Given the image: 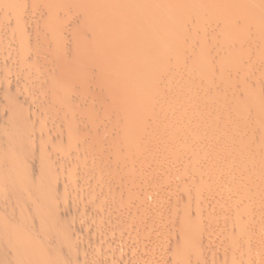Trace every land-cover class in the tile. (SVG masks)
Returning <instances> with one entry per match:
<instances>
[{
    "label": "rangeland",
    "instance_id": "374dc122",
    "mask_svg": "<svg viewBox=\"0 0 264 264\" xmlns=\"http://www.w3.org/2000/svg\"><path fill=\"white\" fill-rule=\"evenodd\" d=\"M17 1H16V3H18ZM19 1H20V3H18V4L21 5L20 7H23V6L28 7V4H29L28 0H22V1L19 0ZM62 1L64 2L65 0H61V2H58L57 5L58 4H60V5H58L57 7H62V9H64L63 5L61 4V3H63ZM130 1L131 0H128L129 3H131ZM142 1L143 2L140 1L141 3L139 1H137L138 2L137 3L135 0H134V3L132 2L133 6L136 5L134 7L135 8L137 7L136 9H134V7H133V16L137 17L139 15V17H137V18H140L141 15H142V17H144L145 13H144V15L142 14L143 10L145 11L146 9H148L151 4H152L151 7H154V5H156L155 8L157 9L158 13H157V15H155V17H160V18L165 17V14H168V16H169V13L171 12L170 10H172L171 6H172V8H174L173 9L174 11H176L177 8L179 7V9L176 12L172 11V12L177 13L179 15V16L178 15L177 16L180 18L177 17V20H178V22H181V24H182L181 26H180V23L178 24L179 29H177L178 32H176L178 35V36L176 35L177 38L174 37V39L172 38L173 40H168V43H166L167 44L166 50L165 51L163 50L165 53L164 52H163L164 54L161 53L162 57L159 56L160 55L159 53L163 48V47H161V45L164 46V44L158 45V48L160 49V51H158L159 49L157 47H155L154 48L155 52H152V53L159 54V55L156 56L155 59L153 58L152 61H154L155 63L152 62V64L150 63L149 66L152 67V66L156 65L155 67H157V66L158 67H165V68H167L166 69L167 73L168 74L170 73L169 76L167 73L164 76H160L161 79L155 78L154 80H155L156 84L154 83L155 84L154 87L157 88L158 84L160 83L158 88H160V89L165 88L163 91L164 93L161 92V94H165L164 95L165 98L166 97L169 98L168 100H165V105H166V103H167V105L170 104V102L172 100L177 105V106H175V109H174V103L173 102H172L173 106H172V104L169 105V107L170 106L173 107V108L170 107L171 109H173V111H172L173 112L172 113V115H173L172 119H174L173 121L176 120L175 122L178 123L179 122L178 118L182 122L184 121V119L189 120V121H187L186 127H187L188 132H189V129L192 127L190 129V132H189L191 134H189V133L186 134V131H185L186 127L182 126L178 129H176L177 132L178 131L180 132L183 129L180 132V135L177 133V136H176V134H174L173 137H170L172 141L176 140V142L183 139L182 140L183 144L182 143L181 144L184 146V148L186 146V148L185 149L182 148V145H181L180 146L181 149L180 148L177 149L174 153L171 154L170 158L168 156V158L167 157L165 158L167 160H165V161L163 160L166 163L162 167L163 168L162 170H164L163 172H162V170L158 172L157 171L158 168L156 169V166H155L156 162L151 161L152 159H150V158L148 160L147 159L148 156H146L143 159H141V162H142V164L146 163V165H148V166L145 167L146 166L145 165L144 168H142V166H141V169H140L141 171L134 172V174H130L129 177H122L123 178V180H122L121 172L123 171L124 167H126V160H127L126 156L127 155L122 154L123 151H119V149H120L119 143L117 145L116 144L117 142H113V141H117V140L119 141L120 140L119 135L117 136V138H116V136L114 137L113 135L119 134V131L122 130V129L120 130V128L126 126L125 123L123 122V120H125V119L119 115L120 112L119 113L117 112L118 108L116 107L115 108V110H116L115 114H118L119 117H116L117 119H115V120H117L119 122H120V120H122V118H123V120L120 122L119 125H118L119 122L117 123V121L113 122L114 121L113 120L111 122V120L109 118L112 119L115 116L114 112H113L114 115L111 114L112 110L114 109L113 107L115 105L113 106V104H111L109 102L107 104V102L104 101V100H107L106 99L107 94L105 95L106 92L104 90H102L100 92L97 91L96 92L97 94L94 93L92 95L90 94L89 96H86V97H96L97 96L94 100L95 101L100 100L99 102L95 103V101H94L92 104H90V107L88 106L90 108L89 110L92 109L91 106L94 108H97L99 105L102 104V107L100 106L101 108L98 107L99 109L98 108L96 109L99 112V113L97 112L98 113L97 116L101 117V118L97 117V122L99 123L102 121L101 123H103L105 121L103 123V126H101V124L99 125V127L101 126L99 129H101V130L96 131V129H98V127L96 128L95 126L93 127L91 125H90L91 126L90 127L89 125H87L88 123H85V121L83 120V119H86V118H84L85 115L84 116L80 115V117L82 118V121L79 120L77 123L81 126L80 123L83 122L82 123L83 125H82V128L80 129L79 125H77V123H76V125L78 126L77 127L78 131L75 133V135L73 137L74 141L75 140L77 141L76 142L77 144L75 147L76 150H75V148L71 149L70 152L64 154L65 156H63L61 158V160L59 159L60 158L59 157L56 159L57 160L56 161L55 158H52L51 156H47L48 151H51L50 145H48V144L53 142L54 135H53V138H51L52 134H53L52 131H54V129L59 127L60 124L59 125L57 124V126H56L54 124L49 123V125L52 126L51 128H49L48 125L46 126V130L48 129L49 132H48V130L46 131L45 129H43V130L41 129L38 132H36V134L34 133L33 136H34L35 140L32 141L33 144H31V146L29 147L28 150L24 151V157H25L24 164L25 165L22 162H20L19 164H21L22 166H27L28 169L21 171V172H14L12 174V176L9 178V181H7L8 184L5 183L4 181L6 178L5 175L8 174L9 170L8 169L2 170L3 171L1 174L2 177L0 176V264H50L51 261H52L51 264H54L56 262L55 256H53V254H55V251L63 252L66 250V247H68L67 248V250H68L71 247V244H72V247L70 249L71 250L73 249L72 251L76 250L77 252L80 251L81 253H83V255H82L80 252H78V255L80 253V255H82L83 258L79 257L78 262L76 264H102V263L103 264H172L171 259H172L173 253L175 252L174 249L177 247V244H175V243H178V241H177L178 239H176L177 242L173 239L175 236V234L173 235V233H175V232H172V231H176L174 228L177 229V226L174 225V223H173L174 221H172L170 223L171 225L168 224L169 222L166 223L165 221L177 220V218H179L181 216L180 215L181 206H178V205H180L182 201L184 202V200H187V199L190 200L191 197L193 199L194 198L193 195L196 196L195 192L198 190V188L200 186L204 185L205 182L206 183L204 186H205V190H206L207 189L206 184L208 185V183L212 182V180L219 178L218 177L219 174L222 175V174H224L223 172H225V171L227 172L228 169L224 168V167H226L225 165H224V167L220 166L226 162L225 160L229 161L230 159H233V158L236 159L237 156H241V155L243 156L245 153H246L245 155L247 156L248 151H249V153L250 152L252 153V154L250 153L251 155L250 154L248 155L251 159L250 162L252 164L250 163L249 168L246 166L238 168V170L235 171L234 174L236 176L239 175V176L244 177L245 176L244 174L247 175V171L248 170L250 171L252 169L253 170V171L251 170L252 174L248 175V177H250L249 181L251 179H253L252 183H250L251 181L249 183H246V184L244 181H243L244 184L241 182H240L241 184L240 183L237 184L236 182H234V183L230 182L231 183L230 184L229 182H226L225 184L227 186H225V185H222V183H223L222 182L221 183V188L223 187L222 189L220 187H217V185H215L214 183H213L214 185L211 183V185H213V186L211 188L212 191L210 189V192H209L210 194L206 193V192H208L209 188L207 189V191L204 192L207 194V196L205 195L206 196L205 198H208V199L205 200V198H202L204 200H202V202L200 201L198 203V205H196L197 206L196 209L198 208V210H201L202 213H204L203 212L204 210H206L207 212H205V213H208V214H209V212H211V215L213 216V218L216 216V214H214L215 212L216 213L218 212V214H217V216H218L222 213L221 212V210H222L223 214H221L220 215L221 217L220 216L219 217L222 218L223 221L225 219H227V218H225L227 216H228V220H230V218L231 219L237 218V217L244 218L243 216L247 214L246 216L247 217L249 216L251 221H247L249 223L246 227L248 228V226L251 222L250 227L248 229L249 230L252 229V230L249 231L246 228V231H245L246 235L243 232H241L240 234H237V232L236 233L234 232L236 234L235 236H233L234 233H233V235L230 234V236H229L227 234V236H226L225 232H227V231L224 228L223 229L220 228V229H222V230H220L216 226V224H217L216 222H218L217 225H220L223 221L222 220L220 221L219 220L220 218L219 217L217 218V216L214 218L216 221L213 218H211L213 222L211 221V219H210V222L213 224L210 225V222H208L209 224L207 227L211 228V226H212L211 230L213 229L212 230L213 235L211 234L212 232L209 233V231L206 232L204 230L202 231L203 235L200 234L201 236L198 233H196V235L198 234L197 236H200V240L202 239L201 240L202 242L199 241L200 244L202 243L201 247L198 246L199 250H198V248H197L198 251L196 250V252H199V255L197 254L199 256L198 259L196 258V256H194L195 252H192V253H189L190 256L188 254H186L184 257L180 258L179 262L182 264H199V263L200 264H229L230 263L228 260L230 257L229 253L232 254V252L233 253L236 252V254L238 256H244V257L249 256L250 258H253V257L258 255V258H260L261 260L258 261L257 259L254 258L252 261L253 264H259L257 262H262L260 264H264V260H263V257H264V201H263L264 200L263 199L264 198V123H263L264 122L263 121L264 109H262L263 111L261 112V114L257 110V106L259 107V105H261V104L264 106V104H263L264 103V66H263L264 61L262 60L264 58V56L261 58V56L264 54L261 55L260 52L262 50H258L259 48L262 49V47H260L261 41L256 40V41L252 42V39L247 38L246 41L242 40V43L243 44L245 43L244 44L245 46L247 45L245 49H244V45H242L241 48L237 49L238 52L236 51V49H235V51H233L234 55H233L232 51H230V52L225 51V53H222L221 57L219 56V58L221 59L222 63H224V67H222L223 69L221 67H219V68L217 67L218 68L217 69L216 66H214V65H212L211 67L210 66L208 67L205 64L206 65L205 66L203 63L200 62V60H199V63H200L199 64L197 62V60L199 59L197 56V57H195L196 60L194 59V61H196V65H197V66L195 65V68L197 69L196 70L192 67V66H194V63L192 65L193 60L190 57H188L189 56L188 55L189 48H188V44H187L188 40H187V37L185 36L187 23L185 21L186 18L184 17L185 16L184 11L186 9L185 8V5H186L185 1L187 2V0H151V1L150 0L149 1L142 0ZM144 1H146V2H144ZM42 2H43V0H42ZM42 2H41V0H36L33 3H36V7H39L41 5L40 3H42ZM107 2H108V4H111V3L113 4V3H116L117 0H116V2H113V1L111 2L110 0L109 1L106 0V2H105V0H104V3L107 4ZM128 2H126V3L128 4ZM150 2H151V4H149ZM25 3H26V5H24ZM31 4L32 3H30V5ZM38 4H40V5H38ZM144 5H146L147 8ZM169 5H170V8H169ZM33 6H35V4ZM151 7H150V9H152ZM166 8L167 9L169 8L170 10L169 9L167 10ZM59 9H61V8H59ZM141 9H142V11H141ZM134 10H136V11L134 12ZM166 10L168 11V13ZM180 12H181V14H180ZM73 13L74 12L67 13L68 15H66V13L64 15L61 14V15H63L62 16L63 18L62 17L60 18L58 15H55V16H58V18L62 19V22H64V24L67 22V26L61 31V33L63 32L62 36L63 37L66 36V37H65V39L63 38L64 40L62 38H60V40L58 41V42L62 41V45H59L60 43L58 45L55 44V42H57L55 40H54V42L49 41L50 37H53L50 35H49L50 37H48V34L50 32L45 33L47 35V37L45 35V38H46V39L44 38L45 40H43V39L41 40V38H40L39 40L37 39L38 41L36 40V43L34 41V44L38 47L37 48L33 44L34 48H35V53H36V55L40 54V56H38L39 59L37 58L38 60L36 59L33 62V68L35 70H39L40 72L43 71V72L47 73V72H50L51 69H53L52 66L55 68L56 64H58L56 66L59 68H62L61 66H63V69H64V67H65V70H66V68L68 70L69 67L70 68L79 67V65L77 63L80 62L79 60L81 57L78 58V56H81V53H80V55H78L77 51H79V49H81V47H80L81 45H78V44H80V42L85 41V38H84L85 36L82 37V35H81L80 37H78V35H80V33H81L80 29H83V27H81L77 21L76 22L73 21V19L75 20V19H77V17H80V13L75 12V13H77V14L74 13L75 15ZM71 14L74 16H72ZM69 16H70V18H69ZM54 18H57V17H54ZM144 18H146V17H144ZM69 21H72L73 24H72V22L70 23ZM75 23L78 25V27ZM68 24L70 25V27H77V28H74V31H73L72 28L69 29L70 27ZM153 24H154L153 22L147 21V23H145V25H142L138 29L137 32H140L143 29V26H144V28L145 27L150 28L153 26ZM32 25H33V23H32ZM67 27H69V28L67 29ZM67 30H68V32H67ZM45 32H46V30H45ZM39 33H41V32H39ZM72 35L73 36L77 35V37L75 36V38H74V37H72ZM77 38H79V39H77ZM66 39H68V40H66ZM82 39H84V40H82ZM86 39L88 41V38H86ZM244 39H246V38H244ZM50 40H52V38ZM73 41H74V43H73ZM87 41H85V42H87ZM249 41L251 43L246 44ZM46 43H48V44H46ZM72 43H73V46H72ZM75 43H76V45H75ZM40 44H42V45H40ZM54 44H55V46L57 45V48L54 46ZM252 44H253V47L251 49ZM239 47H240V42H239ZM54 48L56 50H58L57 51L58 53L53 51ZM59 48H60V50H59ZM135 48L136 49L132 50V52H130L131 54L130 53L129 54H130V56L131 55L133 56L132 57V63L134 62L133 60H135V62L137 60V62H140V63H133L132 65L135 66L136 64H139V66H140L141 63H143L145 61V59H146L145 57L146 56H147V58L149 57V55H146V54L144 55V52L148 51L146 53H148V54L151 53L149 51L150 46H144V45L140 44V46H138L139 49L137 47H135ZM155 49H158L157 50L158 53H156L157 51ZM151 50H153V48H151ZM206 52L211 54V52L213 53V49L208 48ZM51 53H52V56H51ZM8 54H9V51L7 52V48H5V50L4 49L0 50V60L3 61L5 59H7L8 58L7 56H10ZM48 54H50V55H48ZM97 54L93 55L94 56L93 59L96 58L95 55L100 57V55L102 53L100 54V52H99ZM155 54H154V56H155ZM258 54H259V57H258ZM251 56H253V57H251ZM82 57H83V55H82ZM232 57H234V58H232ZM256 57H258V58H256ZM54 58H56L57 61ZM137 58H139V59H137ZM166 58H167V60H166ZM254 58H256L257 60L255 61ZM93 59H92V61H93ZM96 59L98 60L100 58H96ZM161 59L163 62L161 61ZM232 59H234V60L232 61ZM236 59H237V61H236ZM253 59L255 62L253 61ZM52 60L54 61L53 65L50 64L53 62ZM46 61H48L47 63L49 66L47 65ZM95 61H93L94 64H91L90 67H92L93 65H94V67H100L101 63L98 65ZM235 61H236V64H238V65H239V63H241V66H240L241 68H238L239 66L233 67V69H234L233 70L230 67L231 70H229L228 66L234 65ZM250 61H251V63H250ZM252 61L254 64L252 63ZM198 64H199V66H198ZM255 64H257V65H255ZM225 65H227V66H225ZM249 65H252V66H249ZM102 66L105 67L106 65L104 66V64H103V65H101V67ZM139 66L136 65L135 67H139ZM213 66H214V68H213ZM244 66H246V67H244ZM190 67H191V69H190ZM206 67H208V68H206ZM192 68L194 69L193 70L194 73H195V71H197L195 74L191 73ZM237 68L240 70L236 71V70H238ZM245 68L246 69L248 68V70H246ZM199 69H201L205 73V76H204V73H202L203 75L199 74V72L200 73L202 72V71H199ZM204 70H208V72L204 71ZM232 70H233V72H232ZM223 71L224 72L226 71V72L223 73ZM187 72H189L190 74H188ZM235 72H236L237 76L235 75ZM238 72H241L240 75H242V76H238V74H239ZM231 74H232V76H230ZM183 75H184V77H183ZM228 76H229V79H228ZM103 78L105 79V76H103ZM197 78H198V80H197ZM203 78L205 80H203ZM208 78H210V79H208ZM157 79H158V81H157ZM234 79H236V80H234ZM256 79H257V81H256ZM54 80L56 81V79H54ZM54 80H52L50 83L51 84H52V82L54 83ZM207 80H208V82H207ZM226 80H229V81H226ZM251 80H253V81L251 82ZM196 81L201 82L202 85H203V82H206V85L204 84L205 87H204V85L201 86L202 90L200 89V91L199 90L195 91L194 92L195 95H194L193 93H190L193 91L194 85H195V88H200V87H197L198 83ZM255 81L257 83H255ZM246 82L249 85H247ZM253 82L257 85H254ZM170 85H171L172 91H170L171 90ZM35 86H30V87L24 89V91H22V93H21L22 95L20 97L21 99L19 100L20 103H23L26 105L28 102H30V101H28L29 98L31 100L30 96H32V98L35 96V95H31L32 93L36 94V96L39 95V93H37L38 90H36L37 86L36 87ZM243 86H245V87H243ZM248 86H250L252 89H250V87L248 89ZM221 87H223V88H221ZM227 87H229V88H227ZM168 88L170 90H167ZM230 88L233 90V92L235 91L236 93L235 92L233 93ZM222 89L224 90L223 92H222ZM244 89H246L248 91L245 92ZM25 90L29 91V94H26V96H25V94H23L25 92ZM238 90H239V93H241L240 91L243 90L244 93H246L245 94L246 96L243 94V92L241 93L242 94L241 96L238 95V93H237ZM165 91L171 92L172 94L171 95L167 94V96H166V93H168V92H165ZM212 91H213V93H214V91L219 93V94L216 93L217 100L212 99V96H211ZM220 93H222V95ZM11 94H9V95H11ZM12 95L10 96V98H11V100L9 101L10 105L14 104L13 100H12L13 99ZM183 95H184V99H183ZM169 96H171L172 98ZM201 96H203V97H201ZM220 96H221V99H220ZM244 97H245V99H244ZM145 98L148 99L147 97H145ZM209 98H211V100ZM218 98H219V100H218ZM202 99H203V103H202ZM242 99H244V100H242ZM140 100L141 101H139V103L140 102L143 103L142 101H145L144 98H143V100L142 99H140ZM177 100L179 101L178 103H177ZM209 100L213 101V103H212L213 105L211 104V102H209ZM79 101H80V103H79ZM83 101L84 100L79 99L78 102H76L77 103L76 106L80 107L81 102H83ZM100 102H102V103L100 104ZM103 102L106 104H104ZM204 102H207V104H205ZM240 102H241V106H243V109L250 112V116H254V115L257 116L260 114L261 116H259V117H260V119L262 118V120L256 119L254 121V119H253L254 122L249 123V125H246V127H244V128L242 127L240 129L241 131L240 130L235 131L234 129H231L229 127V123L233 122L232 119L236 120L235 117L234 118L232 117L233 116L232 111L236 112L235 108H237V107L239 109L242 108L240 106ZM243 102L245 103V106H244ZM135 103H137V100ZM201 104L202 105L205 104L206 106L204 105V107H203ZM74 108H75V103H74ZM104 108L105 109L107 108L106 111H110L109 112L110 115H109L108 119H103L101 116L102 115L101 110H103ZM171 109H170V111H171ZM250 109H252V111ZM254 109H255V111H254ZM93 110H95V109H93ZM119 110H121V109H119ZM76 111H77V108H75V112ZM80 111L81 110H79V112H77V113H80ZM87 111H88V109H87ZM202 111H203V113H202ZM253 111L256 113H254ZM85 112H82V114ZM251 113L253 115H251ZM189 115L192 117L190 118ZM7 116L0 117V128L5 127L6 123H9L7 121V118H8ZM170 116H169V118H170L169 121L172 120ZM205 116H207V117L205 118ZM5 117H7V118H5ZM203 117H204V119H203ZM109 120H110V122H107ZM146 120L147 121L145 122V119H143L141 122L142 123L149 122L148 119H146ZM197 120H199V122ZM37 121L41 122L42 120L38 119ZM37 121H36L37 125H35V126L38 127L40 125L39 127L41 128V126L43 124L39 123ZM190 121H191V123H190ZM125 122H126V120H125ZM175 122H171V123L174 124ZM115 123H117V125L114 126ZM122 123H124V124H122ZM126 123H129V121H127ZM258 123L260 124V126ZM61 124H62V122H61ZM112 124H113L114 128L115 127L118 128V129L115 128L118 133L115 131L114 128H112ZM175 125H177V124H175ZM60 126H62V128H63L64 125L62 124ZM119 126H120V128H119ZM86 127H87V129H85ZM103 127H104V129H103ZM92 130H94V131H92ZM193 131H196V132H193ZM98 132H100V133L97 136H95L96 133H98ZM181 133L183 135L182 139H181V136H182ZM35 135H37V136H35ZM240 136H241V138H239ZM177 137H179V138H177ZM190 137H191V139H190ZM0 138L3 139V136L0 135ZM44 138H45V140H44ZM111 139L113 140L112 142H111ZM244 139H245V141H247L246 143H245ZM94 140H95V142H94ZM185 140H187L188 142ZM241 140L245 144H242L243 142ZM240 141H241V143H240ZM184 142H186V143H184ZM42 143H43V146H42ZM111 143L116 144V145L112 146L113 144H111ZM208 143L211 144V146L209 145V147H207ZM237 143L238 144L240 143V144L237 146L236 145ZM44 144L46 145V147ZM196 145L198 147L201 145L199 147L200 151H199V149H197ZM203 145H205V146H203ZM229 145H231V146L236 145L235 148L239 149V151H237L238 153L235 152L233 154L224 155V156L219 155L221 150H224L223 147L227 148V147H229ZM41 146L43 147L44 152H43V150H40L42 148ZM113 147H117V149L113 148ZM193 147L196 149V151L194 150ZM201 147L203 149L205 147V150L201 149ZM243 147H245V150H243V149L241 150V148H243ZM112 148L115 151L114 150L112 151ZM249 148H252V149H249ZM46 150H47V153H46ZM202 150H203V152H201ZM10 151L6 149L5 153H3L4 159H8V157H10V155H11ZM116 151L117 152L119 151V153L123 156L122 159L120 157V162L122 164L117 162V161H119L117 159L119 158L120 154L116 153ZM192 151H194V152H192ZM241 151H243V152H241ZM110 152L112 154H115V153L117 154V155H114L116 159H114V158L110 159V160L108 159V158L113 157V156H110L111 155ZM133 153H135V152H133ZM132 155H135V154H132ZM42 156L47 157L48 160H49V157H51L52 159H51V161L49 160L48 163L47 162L44 163L43 161H41L43 159ZM215 156H217V157H215ZM130 158H132L131 160H134L133 156L132 157L128 156V159H130ZM52 160H53V162H52ZM59 160H60V163H59ZM106 160H108L109 162L108 161L106 162ZM113 160L117 164L115 162H113ZM54 161H56L58 163L55 162V164H53ZM127 161H129V160H127ZM103 162H104V166H102ZM124 162H125V164H124ZM59 164H61V165L59 166ZM151 164H153V165L151 166ZM105 165H107V167ZM123 165H125V166H123ZM149 165H150L151 169L149 168ZM61 167H63V168H61ZM169 167H170V169H169ZM214 167H216V169ZM217 167H220V168H217ZM218 169H220V170H218ZM42 170L45 171L46 176H52L51 174H53L54 177H55V175L58 176V177L56 176V178H58V179H54L55 181H49V182L52 183L53 187L56 188V186H57L58 190H61L60 193H59V191L57 192V197H55L56 201H58L57 204L59 206L62 205L61 203L63 202V205L60 206L61 210H59L60 207L57 211L54 210L55 212L49 211V210H48L49 211L48 212L47 210H45V207H44L41 199L47 194V191L49 190L48 187L50 188V186H49L50 184H48L46 180L44 181V178H43L44 176H43V174H41ZM63 170H64V172H63ZM142 170L144 171L145 174L142 173L143 172ZM115 171H117V173ZM199 171H200V173H199ZM203 171L206 172V176H204L205 173H202ZM207 171H210V172L207 173ZM119 172L121 175L119 174ZM154 172L156 174H154ZM226 172H225V174H226ZM10 173H12V172H10ZM115 173H116V175H115ZM158 173H160L161 177L158 175ZM111 174H112L114 179L113 178L111 179V177H112ZM161 174H163V175H161ZM201 174H202V176H201ZM3 175L5 178H3ZM131 175H132V177H131ZM153 175H154V177H153ZM213 175H214V177H216V175H217V177L214 178ZM221 175H220V178L225 177L224 175H222V176ZM118 177H119V179H118ZM155 177H157V178H155ZM212 177L214 179H211ZM106 178H107V180H105ZM99 179H101V180H99ZM124 179H126V180H124ZM147 179H149V180H147ZM122 181H125V182H122ZM200 182H202L203 184H201ZM122 183H123V186H122ZM128 183L130 185L131 184L132 185L131 186L126 185ZM143 183L145 185L141 186V184H143ZM133 185H134V187L136 186V188H132ZM138 185L141 186L142 188L139 187ZM211 185H208V186L211 187ZM228 185L230 187H228ZM233 185H235V187ZM248 185H249L250 189H248V187H247ZM236 186L238 187V189L236 188ZM130 187H131V189H133L132 190L133 192L130 191V189H129ZM216 187H217V189H215ZM232 187H234V188H232ZM139 188H140V191H139ZM218 188L220 190H218ZM144 189H148V190L146 191ZM232 189H233V191H232ZM244 189H246V190H244ZM118 190H119V192H118ZM238 191L242 192V193L244 192L243 194H246V192H249V193H247L248 195L246 194V197L249 196V200L253 199V201H248L247 200L248 198L247 199H246V197L244 198L242 193H238ZM121 192L122 193L124 192V194L126 193L129 195L127 197V200L124 201V203L122 201V204H121V202L119 203L118 199H116L119 197V195L117 196L116 194L121 193ZM130 192H132V194H129ZM236 192L238 195L235 194ZM133 193H134V195H133ZM114 195L117 197L115 198ZM236 195L243 197L244 199H241L240 197H239L240 199H238V197ZM250 195H252V197H257V198H255L256 199L255 202H254V198H252V199L250 198L251 197ZM227 196H228V198H227ZM234 196H236V198L234 200H232L234 198ZM221 197L222 198L225 197V201H224V199L223 200L220 199ZM230 198L232 201H235L237 199L239 201H235V202L231 203ZM226 199L229 201H226ZM261 199L263 202H260ZM59 200L61 201V203ZM114 201H115V203H114ZM245 201H247L248 204L251 202L250 205L246 204ZM255 203H256V205H255ZM236 204H238V206L240 205V208H238V206ZM122 205H124L128 209L130 208L127 212H124L122 210L124 214L121 212V209L124 208V207H122ZM232 205H233V207H231ZM251 205H253V206L255 205L257 207L253 208V206H251ZM248 206H250V208H249L250 210L248 209ZM142 207H143V209H142ZM186 207H187V205L185 206V208ZM244 207L245 208L247 207L246 209H248V211H250V212L248 213V211ZM46 208H47V206H46ZM149 208H150V210H149ZM230 208H232V210ZM131 209H134L136 211H134V210L131 211ZM119 210H120V212H119ZM140 210H141V212H140ZM182 210H183V207H182ZM227 210H231V212L229 211L230 213L228 214ZM240 210H242L244 213L241 212L242 214H239L240 212H238L237 213L238 216L236 214H234V213H236V211H240ZM219 211H220V213H219ZM232 211H233L234 215L232 214ZM128 212H129V215H128ZM126 213L128 216H126ZM130 213H133L132 214L133 217L130 216ZM249 214H251L252 217ZM230 215H232L233 217ZM60 216H61V218H60ZM129 216L132 218H130ZM171 216L175 217L176 219L173 217L170 218ZM55 217L64 221L62 226L67 233L68 245L70 243V246H63V248L61 250H60V248L48 247V245L52 242V240H50V237H49L50 234H49V232H47L46 229L49 228L51 230V227H47V226H51V223ZM128 218H129L128 221L130 223L127 222ZM132 221L135 223V225H137L139 223V221H141L140 223H142L143 221L144 222L146 221L145 224L147 222L151 223L150 227L152 225L153 228L148 227L146 229L153 230L155 227L154 230H156V231L153 230L152 232H150V235L146 236L147 233L149 234L150 230L146 231L145 229H142L141 227L135 228V227H133L134 223H132ZM225 221L227 222V220H225ZM48 222L50 223V225ZM162 222H165L167 227L165 226V223L163 224ZM172 223H173V226H175L174 228L172 227ZM142 224H144V223H142ZM131 225H133V226H131ZM158 225L163 226V227L159 228ZM206 225L207 224H205V227H206ZM213 225L216 227L214 228ZM253 226H254V228H253ZM124 227H125V229H124ZM14 230L17 234H14ZM106 230H108V231H106ZM131 230H132V232H131ZM214 230L216 232H214ZM9 231H10L11 235H9ZM247 231H248V233H247ZM45 233L49 234V236H47V234H45ZM12 234H14V235H12ZM209 235H210V237L212 236L213 238L209 239L210 238V237L208 238ZM243 235H245V236H243ZM131 236L133 238L135 236L136 237H135V239H133ZM168 236H169V238L171 236H173V238H170L171 241H169V242H164L166 240L167 241L169 240V239H167ZM231 236H233V237H231ZM163 237L166 239L163 240ZM204 237H206L207 241ZM1 238L3 241L1 240ZM173 240L175 241V243L172 242ZM179 241H180V239H179ZM1 242H4V243H1ZM105 242H106V244H105ZM140 242L142 245L140 244ZM171 242H172V245L170 244L168 246L167 244H169ZM180 242H179L180 245L178 244V246L181 248L183 246V244H181L182 242L181 243ZM179 247H177V248L179 249ZM261 254L263 255V257ZM187 255H188V257H186ZM49 257H50L51 261H50ZM47 258L49 259V262L47 261ZM193 258H195L197 261L195 259L193 260ZM79 259H80V261H79ZM104 262H106V263H104ZM179 262H178V264H179ZM252 262H250V263L252 264Z\"/></svg>",
    "mask_w": 264,
    "mask_h": 264
},
{
    "label": "bare ground",
    "instance_id": "6f19581e",
    "mask_svg": "<svg viewBox=\"0 0 264 264\" xmlns=\"http://www.w3.org/2000/svg\"><path fill=\"white\" fill-rule=\"evenodd\" d=\"M16 1L15 0H0V16H1L0 17V50H3V49L5 50V48H7V52L9 51V54L8 55H10V56H7L8 57L7 59H5L3 61L0 60V117H4V116H7L8 115L7 116L8 118L7 117H5V118H7V121L9 122V123H6L5 127L0 128V135L3 136V139L0 138V176H1L2 172H3L2 170H5V169H8L9 170L8 174L5 175L6 178L3 175V178H5V181L4 182L8 184L7 181H9V178L12 176V174L14 172H21V171H24V170H27L28 169L27 166H22L21 164H19L20 162H22L24 164V159H25V157H24V151L25 150H28L29 147L31 146V144H33L32 141L35 140V138L33 136L34 133L36 134V132H38L41 129L42 130L43 129L46 130V126L47 125H48L49 128L52 127V126L49 125V123L50 124H54L56 126H57V124L58 125L59 124L60 125H62V124L64 125L63 128H62V126L59 125V127H57L56 129H54V131H52L53 134H52V137L51 138H53V135H54V139H53V142H51L50 144H48V145H50L51 151H48L47 156H51L52 158H55V160L57 158H59V157H60L59 159L61 160V158L63 156H65L64 155L65 153L70 152L71 149H74L76 147V144H77L76 142L77 141L76 140L74 141V138L73 137H74L75 133L78 131L77 130V127H78L77 125H79V124L77 122L79 120L82 121V118L80 117V115L81 116H84L85 115L84 118H86V119H83V120L85 121V123H88L87 125H89V126L91 125L93 127L95 126L96 128L98 127V129H96V131L97 130H101L99 128L101 126H103V123L105 121L103 123H101L102 121L99 122V123L97 122V117H98L97 115H98L99 112L96 109L98 107L99 108L102 107V104H101L102 102H100L101 105H99L97 108H94V107L91 106L92 109L89 110L90 109L89 108L90 107V104H92L95 101L94 99L97 96L96 97H86V96H89L90 94L92 95L94 93L97 94L96 93L97 91L100 92L102 90H104L106 92L105 95L107 94V96H106V99L107 100H104V101L107 102V104L109 102V103L113 104V106L115 105L114 107L112 106L114 109L112 108L113 110H112L111 114L114 115L116 113L115 108L117 107L118 108L117 112L118 113L120 112L119 115L122 116L126 120V122L129 121V123H126L125 120H123V118H122V120H123V122L125 123L126 126L125 127H121V128L119 126L120 130L121 129L122 130L121 131L118 130L119 131V134L113 135L114 137L116 136V138L119 135L120 140L119 141L118 140L117 141H113L111 139V142L112 141L113 142H117L116 143L117 145L119 143V145H120L119 151H123L122 154L127 155L126 156L127 157V160H129V161H127L125 159L126 160V167H124L123 171L121 172V174H122L121 178L122 177H129L130 174H134V172L141 171L140 170L141 169V166H142V168H144V166L146 165L145 162H144L145 164H142L141 159H143L146 156H148V158H147L148 160L150 158V159H152L151 161L156 162V165L155 166H156V169L158 168L157 171L158 172L161 171L163 169L162 168L163 165L166 164L164 161L167 160V159H165V158L166 157L168 158V156L170 158L171 154L174 153L177 149H179V148L181 149L180 146L183 144L182 143L183 142L182 141L183 140L182 139V137H183L182 133H181V135H182L181 136V139L182 140H180V141H177L176 142V140H174L175 141L174 142V141L171 140L170 137H173L174 134H176V136H177V133L180 135V132L183 129L182 130L180 129L181 130L180 132L179 131L177 132L176 129H178V128L182 127V126L183 127L184 126L186 127L187 121H189V120L184 119V121L182 122L178 118V121H179L178 123L175 122L176 120L173 121L174 120V119H172L173 118L172 117L173 116L172 115L173 109H171L170 107H172L173 106V103H174V109H175V106H177V105L175 104V102L172 99H171L172 101L170 102V104H172V106L169 107L170 104L167 105V103L165 105V100H168L169 99L167 97H166L167 99L164 97L165 94H161V92L164 93L163 91H164L165 88L164 89L163 88H161V89L158 88V86L160 84L159 82H158L159 84L157 86L158 89L154 87V85L156 84V82H155L154 79L155 78H158V79L160 78L161 79L160 76H164L167 73V70H166L167 68H165V67H158V66L155 67L156 65L150 67L149 64L150 63L152 64V62H154V61H152L153 58L155 59L156 56H158L159 54H160L159 56L162 57L161 56V53H163L166 50V45H167L166 43H168V40H173L174 37L177 38L178 35H177L176 32H178L177 29H179L178 24L180 23V26L182 24H181V22H178V20H177V17L179 15L177 13H174V12H176L179 9V7L177 8L176 11H174L173 10L174 8H172V6H171V9L172 10L169 9L170 8V5H169V8L168 9L171 11L169 13V16H168V14H165V17L160 18V17H155V15H157L158 11L155 8L156 5H154V7H151L152 4L150 2L149 4H151L150 7L152 9H150V7H149L145 11L143 10V13H142L143 15L145 13V16L144 17H146V18L142 17V15H141L140 18H137V17H139V15L137 17L133 16V7L136 6V5L133 6L134 0H131L130 1L131 3H129L128 0L127 1L126 0H117V2H116V0H110L111 2L112 1L113 2H116V3H113V4L111 3L112 5L111 4H108V2H107V4H108L107 5L106 3H104V0H65L64 2L62 1L63 3H61L63 5V8L64 9H62V7H57L58 5H60V4L57 5V3L58 2H61V0H43V2L41 0L42 3H40L41 5L38 4V5H40L39 7H36V3H33L36 0H34V1L33 0H28L29 1L28 2L29 3L28 4V7L27 6L20 7L21 5L18 4V3H20V1L18 0L17 1L18 3H16ZM135 1L136 2L137 1L143 2L142 0H135ZM147 1H149V0H147ZM105 2H106V0H105ZM126 2H128V4ZM144 2H146V1H144ZM30 3H32L33 5L35 4V6H33L32 4H31L32 5L31 6ZM185 3H186V5H185V8L186 9L184 11L185 12V16L184 17L186 18L185 21L187 23V28H186V33H185L186 35L185 36L187 37V40H188V43H187L188 44V48H189V52H188V55L189 56L188 57H190L193 61H194L195 57L198 56V58H199L197 60L198 63H199V60H200L201 63H203L204 65L206 64L208 67L209 66L211 67L212 65H214V66H216V68L217 67L218 68L219 67L222 68V67H224V63H222V61L219 58V56L221 57L222 53H225V51H229V52L232 51V53H233V51H235V49L237 51L238 48H241V46L245 44V43L244 44L242 43V40L243 41H246L247 38L252 39V42L253 41H256V40L261 41L260 42L261 43L260 47H262V49L259 48L258 50H262L260 52L261 55L264 54V0H187V2L185 1ZM24 5H26V3ZM144 6H146V5H144ZM59 8H61L62 10L59 9ZM136 8L134 7V9H136ZM146 8H147V6H146ZM135 11L136 10H134V12ZM141 11H142V9H141ZM172 11H174V12H172ZM71 12H74V13L75 12H78V13H80V17H77V19L74 20L72 18L73 21H75V22L77 21L78 24L81 27H83V29H80L79 28L81 33H80V35H78V37H80L81 35H82V37L85 36L84 37L85 38V41H87L86 38H88V41L87 42L83 41V42H80V44H78V45H81L80 46L81 49H79V51H77V54L78 55H80V53H81V56H78V58L81 57L80 60H79L81 63L80 62H79L80 64L77 63L79 65V67H72V68L69 67L70 70L69 69L67 70V68L65 70V67H64V69H63V66H61L62 68H59V67L56 66L58 64L55 63L56 64V65L54 64L55 65V68L52 66L53 69L50 68L51 69V71L49 70L50 72H47L48 70L46 71L47 73H45L43 71L40 72L39 70H35L33 68V62H34V60H36L38 58V56H40V54L39 55H36V53H35V48H34V45L35 44H34V41L36 43V40L37 39L39 40L40 38H41V40L42 39L45 40L46 39L45 38V35H46L45 33L50 32L48 34V37H50V36H53V37H50V39L52 38V40L49 39V41L54 42V40H55V41H57V42H55V44L58 45L60 43L59 45H62V41L61 42H58V41L60 40V38H62V39L64 38L65 39V37H66V36L65 37L62 36L63 32L61 33V31L67 26V22L64 24V22H62V19H60V18L65 13H66V15H68L67 13H71ZM167 13H168V11H167ZM61 14H63V15H61ZM75 14H77V13H75ZM180 14H181V12H180ZM55 15H58L60 18H58V16H55ZM74 15H72V16H74ZM54 17H57V18H54ZM69 18H70V16H69ZM178 18H180V17H178ZM147 21L153 22L154 23L153 26L151 25L152 27H150V28H148V27H145L144 28V26H143V29L140 32H137L138 29L142 25H145V23H147ZM69 22L71 23L72 21H69ZM32 23H33V25H32ZM72 24H73V22H72ZM69 27H70V25H69ZM69 27H67V29ZM77 27H78V25H77ZM77 27H70L69 29L72 28L73 31H74V28H77ZM45 30H46V32H45ZM39 32H41V33H39ZM67 32H68V30H67ZM75 36L77 37V35H74V36L72 35V37H74V38H75ZM46 37H47V35H46ZM244 38H246V39H244ZM77 39H79V38H77ZM66 40H68V39H66ZM82 40H84V39H82ZM239 42H240V47H239ZM48 43H46V44H48ZM73 43H74V41H73ZM73 43H72V46H73ZM76 43H75V45H76ZM248 43H251V42L249 41L246 44H248ZM55 44H54V46H55ZM140 44H142L144 46H150V50L149 51L151 53H149V54L146 53L148 51L144 52V55L145 54L146 55H149V57L147 58V56H146L145 57L146 59L144 58L145 61L143 63H141L140 66H139V64H136L139 67H135L136 65L133 66L132 64L133 63H140V62H137V60L135 62V60H133L134 62L132 63V57L133 56L132 55L130 56V54H131L130 52H132V50H135L136 49L135 47L138 48V46H140ZM161 44H164L165 47L162 46ZM40 45H42V44H40ZM57 45L55 46L56 48H57ZM158 45H161V47H163L161 51L158 48ZM246 46L244 45V49L246 48ZM155 47H157L159 49V50L158 49H155L156 51L157 50L160 51L159 54L152 53V52H155L154 51V48ZM252 47H253V44L251 46V49H252ZM151 48H153V50H151ZM208 48H212L213 49V53L212 52H211V54L210 53H207L206 51H207ZM59 50H60V48H59ZM53 51L54 52H57L58 50H56L54 48ZM158 51L156 53H158ZM99 52H100V54L102 53L100 55V57L99 56H96V55H95V57L96 58H100L101 60L98 59L99 60L98 61L96 58L93 59V57H94L93 55L94 54H97ZM154 54H155V56H154ZM48 55H50V54H48ZM82 55H83V57H82ZM233 55H234V53H233ZM51 56H52V53H51ZM263 56L264 55H262L261 58ZM251 57H253V56H251ZM258 57H259V54H258ZM258 57H256V58H258ZM232 58H234V57H232ZM256 58H254L255 61L257 60ZM54 59L56 60V58H54ZM92 59H93V61L96 60L95 62L98 65L101 63V65L104 64V66L105 65L106 66L105 67H103V66L101 67V65H100V67H94V65H93L92 67H90L91 64H94L93 61H92ZM137 59H139V58H137ZM254 59H253V61H254ZM166 60H167V58H166ZM233 60L234 59H232V61ZM262 60L264 61V58ZM161 61H162V59H161ZM193 61H192V65L194 63V66H192V67L194 69H196L195 68L196 61H194V62ZM236 61H237V59H236ZM236 61H235V64L234 65L228 66L229 67V70L233 69V67H238V66H239L238 68H241L240 67L241 66V63H239V65H238V64H236ZM253 61H252V63H253ZM47 62L48 61H46V63ZM53 63H54V61L52 63H50V64L53 65ZM250 63H251V61H250ZM199 64H198V66H199ZM47 65H48V63H47ZM255 65H257V64H255ZM214 66H213V68H214ZM225 66H227V65H225ZM249 66H252V65H249ZM208 67H206V68H208ZM230 67H231V69H230ZM244 67H246V66H244ZM193 68H192V72L191 73L192 74H195L197 71H195V73H194L193 72V70H194ZM190 69H191V67H190ZM201 69H199V71H202ZM233 70H232V72H233ZM239 70L240 69H238L236 71H239ZM246 70H248V68ZM204 71H207L208 72V70H204ZM225 72L223 71V73H225ZM187 73L190 74L189 72H187ZM202 73H204V72L203 71L201 73L199 72V74L203 75ZM238 73H237L238 76H242V75H240L241 72H238ZM169 74H168V76H169ZM235 75H236V72H235ZM103 76H105V79L103 78ZM204 76H205V73H204ZM230 76H232V74ZM183 77H184V75H183ZM54 79H56V81ZM158 79H157V81H158ZM208 79H210V78H208ZM228 79H229V76H228ZM52 80H54V83L52 82V84H51L50 82ZM197 80H198V78H197ZM203 80H205V79L203 78ZM234 80H236V79H234ZM226 81H229V80H226ZM252 81L253 80H251V82ZM256 81H257V79H256ZM256 81H255V83H257ZM196 82L198 83V86L197 87H200V88H195V85H194L193 91L190 92V93H193L194 95H195V93H194L195 91H198V90L200 91L201 86H203L204 84L206 85V82H203V81H202L203 82V85L201 84V82H198V81H196ZM207 82H208V80H207ZM255 83H254V85H257ZM246 84H247V82H246ZM35 85L37 86V89L36 90H38L37 93H39V95L36 96V94H34V93L31 94L30 93L31 95H35L34 96L35 98L34 97L32 98V96L29 95L31 97V100L28 97L29 98L28 101H30V102H28L26 105L23 104V103H20L19 100L21 99L20 97L22 95L21 94L22 91H24V89H26V88H28L30 86H35ZM171 85H170V88H171ZM205 85H204V87H205ZM247 85H249V84H247ZM250 86H248V89H249ZM243 87H245V86H243ZM221 88H223V87H221ZM227 88H229V87H227ZM250 89H252V88L250 87ZM167 90H170V89L168 88ZM244 90H245V92L248 91L246 89H244ZM170 91H172V88H171ZM223 91L224 90L222 89V92ZM165 92H168V91H165ZM232 92H233V90H232ZM240 92L241 93L243 92L244 95L246 94V93H244L243 90L240 91ZM216 93L217 92L214 91V93H213V91H212L211 96H212V99L213 100L214 99L217 100ZM237 93L240 96L242 95L241 93H239V90H238ZM9 94H11L13 96V99L12 100H13V103L14 104H12V105H10V103H9V101L11 100V98H10L11 95H9ZM23 94H25V96H26V94H29V91L28 90H25V92ZM167 94L168 95L169 94L171 95L172 93L171 92H168V93H166V96H167ZM217 94H219V93H217ZM220 94L222 95V93H220ZM203 96H201V97H203ZM145 97H147L148 99H146ZM169 97H171V96H169ZM143 98H144L145 101H142L143 103H141V102L139 103V101H141L140 99L143 100ZM79 99L84 100L83 102H81V106L80 107L79 106H76V104H77L76 102H78ZM183 99H184V95H183ZM209 99L211 100V98H209ZM220 99H221V96H220ZM244 99H245V97H244ZM244 99H242V100H244ZM136 100H137V103H135ZM210 100H209V102H211V104H212L213 101H210ZM218 100H219V98H218ZM99 101L97 100V101H95V103L96 102H99ZM178 102L179 101L177 100V103ZM74 103H75V108H77V111L76 112H75V108H74ZM79 103H80V101H79ZM202 103H203V99H202ZM204 103L207 104V102H204ZM104 104H106V103H104ZM204 105H202V106L204 107ZM240 106H241V102H240ZM244 106H245V103H244ZM241 107L242 108H240V109L238 107H237L238 109L235 108L236 109V112H233L232 111V114H233L232 117L233 118L235 117L236 120H233L231 118L233 122L229 123V127L231 129H234L235 131H239L242 127L243 128L246 127V125H249V123L254 122L256 119L259 120L260 119L259 116H261L260 114L263 111L262 109H264L263 108L264 106L261 104V105H259V107L257 106V110L260 112V114L257 115V116L256 115L250 116V112L244 110L243 109V106H241ZM107 108L106 109L104 108L103 110H101L102 111L101 112L102 113L101 116H102L103 119H108V117L110 115L109 114L110 111H106ZM87 109H88V111H87ZM93 109H95V110H93ZM119 109H121V110H119ZM170 109H171V111H170ZM255 109H254V111H255ZM79 110H81L80 113H77V112H79ZM250 110L252 111V109H250ZM82 112H85V113L82 114ZM113 112H114V114H113ZM202 113H203V111H202ZM252 113H251V115H253ZM254 113H256V112H254ZM168 115L171 117V119H172L171 121H169L170 118H169ZM116 117H119L118 114H115V116L112 119L111 118H109V119L111 120V122L113 120H114L113 122H116L117 121V120H115V119H117ZM191 117L192 116H190V118ZM206 117L207 116H205V118ZM98 118H101V117H98ZM38 119H41L43 122L42 121L39 122L40 120L37 121ZM143 119H145V122L147 121L146 119H148L149 122L142 123L141 121ZM203 119H204V117H203ZM253 119H254V121H253ZM110 120L107 121V122H110ZM122 120H120V122ZM260 120H262V118ZM36 121L43 124V125L41 124L42 125L41 128L39 127L40 125L38 127L35 126V125H37L36 124ZM197 121L199 122V120H197ZM263 121H264V119H263ZM61 122H62V124H61ZM118 122L119 121H117V123ZM120 122L118 123V125L120 124ZM171 122H175V123L172 124ZM76 123H77V125H76ZM82 123H80L81 126L79 125L80 129L82 128V125H83ZM117 123H115L114 126L117 125ZM124 123H122V124H124ZM190 123H191V121H190ZM100 124H101V126L99 127ZM175 124H177V125H175ZM259 126H260V124H259ZM112 128H114L113 127V124H112ZM85 129H87V127ZM103 129H104V127H103ZM116 129H118V128H116ZM116 129H115V131L117 132ZM190 129H189V132H190ZM92 131H94V130H92ZM185 131H186V134L189 133L187 131V127H186V130ZM48 132H49V130H48ZM193 132H196V131H193ZM99 133L100 132H98V133H96V135L95 134L94 135L97 136ZM189 134H191V133H189ZM35 136H37V135H35ZM179 137H177V138H179ZM239 138H241V136ZM190 139H191V137H190ZM44 140H45V138H44ZM185 141H187V140H185ZM241 141H240V143H241ZM244 141H245V139H244ZM94 142H95V140H94ZM246 142L247 141H245V143ZM184 143H186V142H184ZM245 143L243 142L242 144H245ZM111 144H113V143H111ZM116 144H113L112 146H115ZM239 144L237 143L236 145L238 146ZM205 145H203V146H205ZM209 145L211 146V144H209V143H208V146L207 145L206 146L209 147ZM231 145H229V147H227V148L226 147L225 148L223 147L224 150H221V152H220L219 155L224 156V155L233 154L235 152L238 153L237 151H239V149H236L235 148L236 145L235 146L234 145L231 146ZM42 146H43V143H42ZM45 147H46V145H45ZM199 147L197 146V149H199ZM113 148H116L117 149V147H113ZM113 148H112V151L114 150ZM182 148H184L183 145H182ZM185 148H186V146H185ZM6 149L9 150V151L11 150L10 151L11 155H10V157H8V159H4L3 158V153H5ZM201 149H203V148L201 147ZM242 149L245 150V147L241 148V150ZM249 149H252V148H249ZM40 150H43V147ZM75 150H76V148H75ZM194 150L196 151L195 148H194ZM203 150H205V147H204ZM203 150L201 152H203ZM119 151L118 152L116 151V153H119ZM199 151H200V149H199ZM43 152H44V150H43ZM133 152H135V153H133ZM192 152H194V151H192ZM241 152H243V151H241ZM46 153H47V150H46ZM112 153H111L110 156H113V157L112 158H108L109 160L110 159H113V158L116 159L114 155H117V154L116 153L115 154H112ZM250 153L248 151L247 154L249 155ZM132 154H135V155H132ZM131 155L133 156V159L134 160H131L132 158L128 159V156L132 157ZM244 155L243 156L242 155L241 156H237L236 159L233 158V159H230L229 161L228 160H225L226 162L223 163L222 165H220V166H223V167L225 165L226 167H224V168H227L228 169V170L226 169L227 172L225 171L226 174H225V172H223L224 174H222L225 177L220 178V175L221 174H219V176H218L219 178H216L217 175H216V177H214V175H213V177L216 178V179H214L212 177L211 179H214V180H212V182L209 181L210 183L207 182L208 185H211V183L212 184L214 183L215 185H217V187H220L221 188V183L222 182L224 183V184L222 183V185H225V186H227L225 184L226 182H229V183L230 182L231 183L232 182L233 183L236 182L237 184L240 183V182L244 184V182H245V184H246V183H249L251 181L250 183H252V180L253 179H251L249 181V178L250 177H248V175H251L252 174V171H253L252 169H251L252 171L251 170L250 171L248 170L247 171V175L244 174L245 175L244 177L243 176H239V175L236 176L234 174L235 171H237L238 168H240V167H243V166H246L248 168L250 167L249 165L251 163L250 162L251 159H250V157L248 155L247 156L246 155L244 156ZM217 156H215V157H217ZM51 157H49V160L50 161L52 159ZM120 157L122 159L123 156L120 154L119 155V158L117 157L118 158L117 160H119L117 162H119V163H121L120 162ZM49 160H48L47 157L44 156L41 161H43L44 163H46V162L48 163ZM53 160H52V162H53ZM60 160H59V163H60ZM56 161H54L53 164H55ZM107 161L108 160H106V162ZM113 162H115V161L113 160ZM56 163H58V162H56ZM124 164H125V162H124ZM60 165L61 164H59V166ZM152 165L153 164H151V166ZM102 166H104V162H103V165ZM105 166L107 167V165H105ZM123 166H125V165H123ZM147 166L148 165H146L145 167H147ZM61 168H63V167H61ZM149 168L151 169L150 165H149ZM214 168L216 169V167H214ZM217 168H220V167H217ZM169 169H170V167H169ZM218 170H220V169H218ZM163 171L164 170H162V172ZM200 171H199V173H200ZM10 172H12V173H10ZM63 172H64V170H63ZM115 172L117 173V171H115ZM208 172H210V171H207V173ZM116 173H115V175H116ZM142 173H144V171ZM202 173H205L204 176H206V172L203 171ZM41 174H43V176H44L43 177L44 178V181L46 180L47 183L50 184L49 185L50 188L48 187L49 190L47 191V194L41 199L42 200V203H43V205L45 207V210H47V211L48 210L49 211H54V210L57 211L59 209V207L63 205V202L61 203V201L59 200L60 203L62 204V205L59 206L57 204L58 201H56V199H55V197H57V192L59 191V193H60L61 190H58L57 186H56V188L53 187L52 186V183L49 182V181H55L54 179H58V178H56L57 175H55V177L53 176V174H51L52 176H46L44 170L41 171ZM119 174H120V172H119ZM154 174H156V173L154 172ZM158 175L160 176V173H158ZM161 175H163V174H161ZM111 176H112V174H111ZM201 176H202V174H201ZM131 177H132V175H131ZM153 177H154V175H153ZM112 178H113V176L111 177V179ZM155 178H157V177H155ZM118 179H119V177H118ZM99 180H101V179H99ZM105 180H107V178ZM122 180H123V178H122ZM124 180H126V179H124ZM147 180H149V179H147ZM122 182H125V181H122ZM200 183L203 184L202 182H200ZM205 183H204V185H205ZM126 185L131 186L132 184L130 185L128 183ZM143 185H145V184L144 183L141 184V186H143ZM204 185H202V186H200L198 188V190L195 192L196 196L193 195V197H194L193 199L191 197L190 200L187 199L188 201L187 200H184L185 203L182 201L181 202L182 205L181 204L178 205V206H181V208H180V212H181L180 215L181 216L179 218H177V220H171V221L170 220H167V221H165L166 223L169 222L168 224H170L172 221H174L173 222L174 225L177 226V229L174 228L175 226H173V223H172V227L176 231H172V232H175V233H173V235L175 234V236H174V238H173V236H171L170 238H173L175 241H176V239H178L177 240L178 243H175L174 240L172 242H174L175 244H177V247H179L178 244H179L180 241L182 242V243L181 242L180 243L183 244V246L181 248L179 247L180 250L175 246L177 249L176 248H175L176 250L174 249L175 252L173 253V256H172V259H171L172 264H176V263L178 264L180 258L184 257L186 254L189 255V253H192V252H195L194 253V256H196V258L198 259L199 252H196V250H197L198 246L201 247V244H202V243L200 244V242H199V241L202 240V239L200 240V236L203 235L202 231L203 230L206 231V232L209 231V233H211L212 230H213V229L211 230L212 226H211V228H208L207 227L208 224H209L208 222H210V219L213 218V216L211 215V212H209V214H208V213H205L207 211L204 210L203 211L204 213H202L201 210H198V208L196 209V207H197L196 205H198V203L200 201L202 202V200H204L202 198H205L207 196L206 193H209L210 192V189L213 186V185H211V187H210V186H208L206 184V187H207V189L209 188V190H208V192L204 193L205 191H207V189L205 190V186ZM235 185H233V186L235 187ZM249 185L247 186L248 189H250L249 188ZM122 186H123V183H122ZM141 186H139V187H141ZM217 187L215 189H217ZM228 187H230V186L228 185ZM234 187H232V188H234ZM132 188H136V186L134 187V185H133ZM236 188L238 189L237 186H236ZM129 189H130V191L133 190V189H131V187ZM246 189H244V190H246ZM144 190L147 191L148 189H144ZM218 190H220V189L218 188ZM139 191H140V188H139ZM211 191H212V189H211ZM232 191H233V189H232ZM118 192H119V190H118ZM132 192H130L129 194H132ZM238 193H242V192H239L238 191ZM243 193H242V195L245 198L246 197V194L249 193V192H246V194H243ZM235 194H237V192ZM116 195L117 196L119 195L118 198H116L117 196H115V195L114 196H115L116 199L119 200V203L121 202V204H122V201L124 203V201H126L127 200V197L129 196L126 193L124 194V192L123 193L122 192L121 193H118ZM133 195H134V193H133ZM236 196H234V198L232 200H234L236 198ZM250 196H251L250 197L251 199L254 198V202H255V200H256L255 198H257V197H252V195H250ZM237 197H238V199H240V198L241 199H244L243 197H240V196H237ZM227 198H228V196H227ZM206 199H208V198H205V200ZM220 199H222V200L224 199V201H225V197H223V198L221 197ZM238 199L235 200V201H239ZM246 199L248 201H253V199L252 200H249V196L246 197ZM232 200L230 198V202L231 203L235 202V201H232ZM226 201H229V200L226 199ZM263 201L261 199L260 202H263ZM245 202H246V204H248L247 201H245ZM114 203H115V201H114ZM250 203L248 205H250ZM238 204H236V205L238 206ZM124 205H122V207H124V208L121 209V212L122 213H123V211L124 212H127L130 209V208L129 209L126 208ZM186 205H187V207L185 208ZM255 205H256V203H255ZM255 205L254 206L251 205V206H253V208L254 207H257ZM46 206H47L48 209L46 208ZM182 207H183V210H182ZM231 207H233V205ZM238 208H240V205L238 206ZM249 208H250V206H248V209ZM142 209H143V207H142ZM230 209L232 210V208H230ZM248 209H246V210L248 211ZM59 210H61V207H60ZM132 210H134V209H131V211ZM141 210H140V212H141ZM149 210H150V208H149ZM231 210H227L228 211V214L231 212ZM134 211H136V210H134ZM119 212H120V210H119ZM221 212H222L221 214H223V211L222 210H221ZM238 212H240L239 214L244 213L242 210H240V211H236V213H234V214H236L238 216V214H237ZM249 212L250 211H248V213ZM219 213H220V211H219ZM132 214L133 213H130V216L133 217ZM214 214H216V216H217L218 212L217 213L215 212ZM232 214H233V211H232ZM128 215H129V212H128ZM128 215L126 213V216H128ZM220 215H218L217 218ZM246 215L243 216L244 218L237 217V218L231 219L229 217L230 220H228V216H227V217H225L227 219L224 218L225 220H227V222L225 220L223 221L222 218H220L221 217L220 216L219 217L220 218L219 220L220 221L222 220L223 222L222 223L220 222L221 223V224L219 223L220 225H217L218 222H216L217 223L216 226H217L218 229H220V228L223 229L224 228L227 231V232H225V235L226 236H227V234L229 236H230V234L233 235L234 232L235 233L237 232V234H240L241 232H243L246 235V233H245L246 228H247L246 226L249 223L247 221H251L250 220V217L249 216L247 217ZM249 215L251 216V214H249ZM230 216H232V215H230ZM132 217H130V218H132ZM172 217L173 216H171L170 218H172ZM60 218H61V216H60ZM173 218H175V217H173ZM128 220H129V218L127 219V222H129ZM211 221H212V219H211ZM63 222H64L63 220L55 217L53 219L52 223H51V226H47V227H51V230L49 228L46 229L47 232H49L50 236L47 233H45V234H47V236L50 237V240H52L51 243L49 242L50 244L48 245V247H50V248H60V250H61L63 248V246H70V243L68 245V241H67V239H68L67 238V233H66V231L64 230V228L62 226L63 225ZM140 222L141 221H139V223ZM145 222L144 221L142 222L144 224H142V223L139 224L138 223L139 225L138 224L135 225V223L132 221V223H134L133 224L134 226L133 225H131V226H133L135 228L136 227H139V228L141 227L142 229H145L146 231H149L150 229L148 230L146 228L150 227V224L151 223H148L147 222L148 224L147 223L145 224ZM165 222H162V223L164 224ZM166 223H165V226H166ZM205 224H207L206 227H205ZM211 224H213V223L210 222V225ZM250 224H251V222H250ZM250 224H249L248 228L250 227ZM49 225H50V223H49ZM216 226L213 225L214 228ZM160 227H163V226H159V228ZM150 228H153L152 225H151ZM248 228H247V230H249ZM253 228H254V226H253ZM124 229H125V227H124ZM154 229H155V227H154ZM222 229H220V230H222ZM132 230H131V232H132ZM153 230H150L149 231V234L147 233L146 236L150 235V232H152ZM250 230H252V229H250ZM106 231H108V230H106ZM154 231H156V230H154ZM214 232H216V231L214 230ZM196 233H198L199 235L201 234V235L200 236H197L198 234L196 235ZM235 233H234L233 236L236 235ZM247 233H248V231H247ZM14 234H17L15 232V230H14ZM14 234H12V235H14ZM211 234L213 235V232ZM9 235H11L10 231H9ZM245 235H243V236H245ZM233 236H231V237H233ZM135 237L134 238L132 237V238L135 239ZM209 237H210V235L208 236V238ZM170 238L168 236L167 239H169V240L168 241L166 240L164 242L171 241ZM204 238L206 239V237H204ZM211 238H213V237L211 236L209 239H211ZM165 239L166 238L163 237V240H165ZM179 239H180V241H179ZM1 240H2V238H1ZM206 241H207V239H206ZM172 242L169 243V244H167V245L168 246L170 244L172 245ZM1 243H4V242H1ZM105 244H106V242H105ZM140 244H141V242H140ZM71 247H72V244H71ZM67 248L68 247H66V250L63 251V252L55 251V254H53V256H55L56 262L54 264H76L78 262V258L79 257L83 258L82 257L83 253H81L80 251H78V252H80L82 255H80V253L78 255V252L76 250L75 251H72L73 249L71 250L70 248L67 250ZM198 250H199V248H198ZM229 254H230V257L228 259L229 262H230V263L228 262L229 264H251L250 262H252L254 258L257 259L258 261L261 260L260 258H258V255L257 256L254 255L255 257L250 258L249 256L248 257L238 256L236 254V252L235 253L232 252V254L231 253H229ZM188 255L186 257H188ZM262 257H263V255H262ZM49 259H50V257H49ZM49 259L47 258V261L48 262H49ZM194 259L195 258H193V260ZM263 260H264V257H263ZM50 261H51V259H50ZM79 261H80V259H79ZM51 263H52V261H51ZM104 263H106V262H104ZM257 263L260 264L262 262H257ZM179 264H182V263L179 262ZM252 264H253V262H252Z\"/></svg>",
    "mask_w": 264,
    "mask_h": 264
}]
</instances>
